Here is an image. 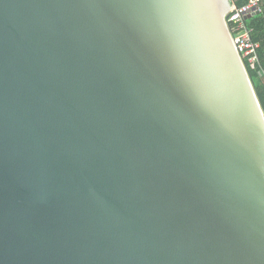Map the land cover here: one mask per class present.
I'll use <instances>...</instances> for the list:
<instances>
[{"label": "water", "instance_id": "water-1", "mask_svg": "<svg viewBox=\"0 0 264 264\" xmlns=\"http://www.w3.org/2000/svg\"><path fill=\"white\" fill-rule=\"evenodd\" d=\"M231 6L0 0V264H264Z\"/></svg>", "mask_w": 264, "mask_h": 264}, {"label": "built area", "instance_id": "built-area-1", "mask_svg": "<svg viewBox=\"0 0 264 264\" xmlns=\"http://www.w3.org/2000/svg\"><path fill=\"white\" fill-rule=\"evenodd\" d=\"M264 0H247L240 7L232 4L230 11L226 14V23L230 29L233 43L241 58H246L251 65H257V76L264 86V67L258 57L259 42L252 40L250 29L245 26V16L252 12H261ZM264 19V15H263ZM230 25V26H229ZM264 94V88H263Z\"/></svg>", "mask_w": 264, "mask_h": 264}, {"label": "trees", "instance_id": "trees-1", "mask_svg": "<svg viewBox=\"0 0 264 264\" xmlns=\"http://www.w3.org/2000/svg\"><path fill=\"white\" fill-rule=\"evenodd\" d=\"M247 0H232V4L237 7L242 6ZM264 3H262V10L256 14L244 20L245 26L250 29L251 38L254 41L259 42L258 57L261 65L264 67ZM230 26V25H229ZM248 75L252 81L255 93L260 101L262 110L264 111V94H263V84L257 76V65H251L247 62L246 58H242Z\"/></svg>", "mask_w": 264, "mask_h": 264}]
</instances>
